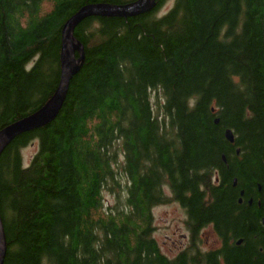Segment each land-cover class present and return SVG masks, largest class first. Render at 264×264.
Segmentation results:
<instances>
[{
    "label": "trees",
    "instance_id": "1",
    "mask_svg": "<svg viewBox=\"0 0 264 264\" xmlns=\"http://www.w3.org/2000/svg\"><path fill=\"white\" fill-rule=\"evenodd\" d=\"M131 1L0 0V132L55 94L66 23ZM75 37L85 63L59 115L0 156L4 264H264V0H158ZM171 202L191 234L175 258L153 237ZM206 230L219 249L200 248Z\"/></svg>",
    "mask_w": 264,
    "mask_h": 264
},
{
    "label": "water",
    "instance_id": "2",
    "mask_svg": "<svg viewBox=\"0 0 264 264\" xmlns=\"http://www.w3.org/2000/svg\"><path fill=\"white\" fill-rule=\"evenodd\" d=\"M157 2L158 0H134L123 5H89L73 16L62 31V74L55 94L38 112L0 132V156L16 138L24 133L48 126L59 115L66 100L71 81L85 63V47L75 37V29L82 21L90 17L130 18L148 14L157 7ZM225 136L229 142L234 143L235 139L232 131H226ZM238 244H241V242ZM7 247L4 225L0 214V264H4Z\"/></svg>",
    "mask_w": 264,
    "mask_h": 264
},
{
    "label": "rangeland",
    "instance_id": "3",
    "mask_svg": "<svg viewBox=\"0 0 264 264\" xmlns=\"http://www.w3.org/2000/svg\"><path fill=\"white\" fill-rule=\"evenodd\" d=\"M172 6L173 1L168 2L159 12V17L165 15ZM152 96L154 105L156 106L158 96L154 94ZM37 151V143H34L22 152L26 159V164L30 162ZM103 199L107 208L117 203L115 196L108 192L104 193ZM152 213L154 219L153 226L155 228L153 237L160 246L163 254L170 258H175L178 254L189 248L191 234L187 227L186 213L180 205L171 202L170 204L154 208ZM200 238L202 241L200 248L203 252L221 247V241L212 230H206Z\"/></svg>",
    "mask_w": 264,
    "mask_h": 264
}]
</instances>
